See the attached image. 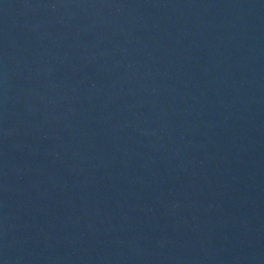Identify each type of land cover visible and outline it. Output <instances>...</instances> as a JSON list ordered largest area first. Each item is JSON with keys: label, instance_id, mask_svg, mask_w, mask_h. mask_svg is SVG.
<instances>
[{"label": "water", "instance_id": "1", "mask_svg": "<svg viewBox=\"0 0 264 264\" xmlns=\"http://www.w3.org/2000/svg\"><path fill=\"white\" fill-rule=\"evenodd\" d=\"M0 264H264V0H0Z\"/></svg>", "mask_w": 264, "mask_h": 264}]
</instances>
